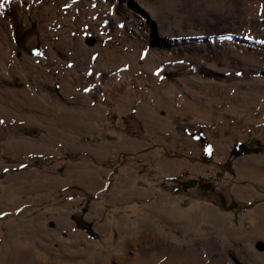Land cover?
<instances>
[{"label":"rangeland","instance_id":"1","mask_svg":"<svg viewBox=\"0 0 264 264\" xmlns=\"http://www.w3.org/2000/svg\"><path fill=\"white\" fill-rule=\"evenodd\" d=\"M262 19L264 0H2L0 264H264V45L232 38Z\"/></svg>","mask_w":264,"mask_h":264},{"label":"trees","instance_id":"2","mask_svg":"<svg viewBox=\"0 0 264 264\" xmlns=\"http://www.w3.org/2000/svg\"><path fill=\"white\" fill-rule=\"evenodd\" d=\"M35 56H40L38 53L35 54ZM191 139L195 140L197 143H199L202 148L207 151V153H210V145H208V142L206 140V138L204 136H202L201 132H191L187 134ZM242 150L247 151V148L245 149V147L243 146V143L240 142H235L232 145V149L230 151V155L233 157L234 155H238L240 156L241 153H243ZM173 181V180H172ZM174 192H177V190H175ZM222 208H224L223 206H221ZM84 232L87 233V235H89V237L92 238H97V236L92 235L91 231H89V229H83Z\"/></svg>","mask_w":264,"mask_h":264},{"label":"bare ground","instance_id":"3","mask_svg":"<svg viewBox=\"0 0 264 264\" xmlns=\"http://www.w3.org/2000/svg\"><path fill=\"white\" fill-rule=\"evenodd\" d=\"M1 1L2 0H0V6H1ZM262 17V16H261ZM260 26L262 27V28H260L261 29V31H263V33H264V19H262V21H260ZM232 38H234V39H242V40H245V42H242V43H240V45L242 46V47H247V48H251V49H253V50H258L259 49V47H261L262 45H264V40H254L253 39V37L250 35H243L242 36V34H238V35H236V36H233ZM257 38V37H256ZM9 117V116H8ZM105 155V154H104ZM249 193V192H248ZM154 245V244H153ZM135 254V253H134ZM187 254V253H186ZM109 259V258H108ZM134 259V258H133ZM5 260V259H4ZM6 260H7V258H6ZM136 260V259H135ZM138 261V260H137ZM6 263V262H5ZM107 264H109V263H107Z\"/></svg>","mask_w":264,"mask_h":264},{"label":"water","instance_id":"4","mask_svg":"<svg viewBox=\"0 0 264 264\" xmlns=\"http://www.w3.org/2000/svg\"><path fill=\"white\" fill-rule=\"evenodd\" d=\"M89 46H91V43L89 44ZM257 247L259 250L264 251V246L257 245Z\"/></svg>","mask_w":264,"mask_h":264}]
</instances>
